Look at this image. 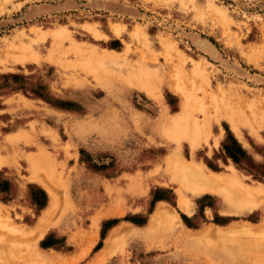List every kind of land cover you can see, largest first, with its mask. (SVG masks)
<instances>
[{
	"label": "rangeland",
	"instance_id": "rangeland-1",
	"mask_svg": "<svg viewBox=\"0 0 264 264\" xmlns=\"http://www.w3.org/2000/svg\"><path fill=\"white\" fill-rule=\"evenodd\" d=\"M179 88L209 124L196 149L164 125ZM0 108V264H94L105 247L102 264H264V200L195 195L170 165L264 188L220 150L227 131L264 164V0H0ZM46 187L61 206L34 244ZM160 204L178 218L150 228Z\"/></svg>",
	"mask_w": 264,
	"mask_h": 264
},
{
	"label": "bare ground",
	"instance_id": "bare-ground-1",
	"mask_svg": "<svg viewBox=\"0 0 264 264\" xmlns=\"http://www.w3.org/2000/svg\"><path fill=\"white\" fill-rule=\"evenodd\" d=\"M116 35L120 34V30L118 28L114 29ZM45 39L44 35L38 37V39ZM39 39V40H40ZM23 44L22 41L18 40L15 45ZM15 45L11 46L10 48L13 49ZM204 50H211V46L202 42L199 44ZM11 50V49H10ZM32 55L27 53V51H22V53L15 58V61H27ZM179 91L184 95V101L182 104L181 111L174 115L171 119L164 121V125L171 130L177 132L176 144L179 147L181 140H184L188 143L191 149H196L199 146L200 138L202 134H209V124L205 122L204 124L198 123L194 119H190V97L179 88ZM150 95H153L150 93ZM190 121V122H189ZM230 122L232 124V129L235 133H238V123L234 120V118H230ZM190 126V128H189ZM165 127V128H166ZM164 128V127H163ZM173 133L172 131H170ZM206 138V137H205ZM8 141H13L12 137L8 138ZM70 141V140H69ZM69 145V142H68ZM170 165L173 166V171L175 174L174 180L180 182L183 187H187L192 191L193 194L199 195L204 192H211V193H225L228 196H232L231 198L237 196V198L244 203L252 201L253 198H259L260 200H264V188L257 187L251 188L248 186H244L240 180L237 178L235 173L233 176H226L222 174H214L207 170L204 165L196 164L195 162L186 163L181 160V156L178 158H173ZM41 163V162H40ZM6 162L1 158L0 159V168L1 166L5 165ZM45 166L44 168L47 170H51V165L48 163L42 162ZM235 172V171H234ZM46 191L50 196V202L48 207L44 210L43 216L39 219L37 225L27 234V239L35 244L38 239H41L44 233L53 225L56 224V221L53 220L54 215L58 212L61 202L58 199L55 190L46 187ZM234 191V192H232ZM232 193V194H231ZM235 193V194H233ZM229 197V198H230ZM180 203L181 205H186L185 202L183 203L182 197L180 196ZM186 207V206H185ZM186 209V208H185ZM178 217L175 213L170 211L169 209L165 208L163 204H160L154 214L152 215L149 226L150 228L156 227L157 225L164 224L166 226L171 225L175 219ZM262 226L261 229H263ZM115 233V232H114ZM107 249L105 248L104 251L100 254L98 259L94 262V264H102L105 258L107 257Z\"/></svg>",
	"mask_w": 264,
	"mask_h": 264
},
{
	"label": "trees",
	"instance_id": "trees-1",
	"mask_svg": "<svg viewBox=\"0 0 264 264\" xmlns=\"http://www.w3.org/2000/svg\"><path fill=\"white\" fill-rule=\"evenodd\" d=\"M220 148L224 159H229L233 164L244 167L247 172H252V176L258 181H264V164L256 166L253 165L250 158L246 155L245 151L236 142V140L229 133H227V131L224 140L220 144ZM3 185L6 186L5 184ZM41 196H43L44 198V193L41 192ZM160 200H162L160 197L154 196L152 199V203H155ZM97 249L98 246H96L94 250Z\"/></svg>",
	"mask_w": 264,
	"mask_h": 264
},
{
	"label": "crops",
	"instance_id": "crops-1",
	"mask_svg": "<svg viewBox=\"0 0 264 264\" xmlns=\"http://www.w3.org/2000/svg\"><path fill=\"white\" fill-rule=\"evenodd\" d=\"M1 104H4V103L2 102ZM6 114H8V113H7V110H5L4 108H0V121H1L2 119L5 118L4 116H6ZM0 123L2 124V122H0ZM1 167H2V166H1ZM158 202H160V201H158ZM158 202H156V203H158ZM105 248H106V247H105ZM105 248H104V249H105ZM104 249L102 250V252L104 251ZM102 252H101V253H102ZM101 253H100V254H101ZM100 254H99V256H100ZM99 256H98V257H99ZM98 257H97V259H98ZM97 259H96V260H97ZM96 260H95V261H96Z\"/></svg>",
	"mask_w": 264,
	"mask_h": 264
}]
</instances>
